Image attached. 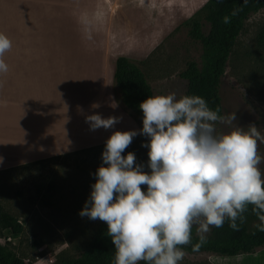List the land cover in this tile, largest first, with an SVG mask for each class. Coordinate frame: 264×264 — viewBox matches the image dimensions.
I'll return each mask as SVG.
<instances>
[{"label": "rangeland", "instance_id": "374dc122", "mask_svg": "<svg viewBox=\"0 0 264 264\" xmlns=\"http://www.w3.org/2000/svg\"><path fill=\"white\" fill-rule=\"evenodd\" d=\"M12 1L0 0L5 4L1 5L0 9V30L8 39L13 38L11 49L5 52L2 59L5 64L34 56L41 59L38 40L18 39L21 34L13 19L15 15ZM29 1L23 0L24 3ZM178 1L183 4L184 9L194 12L179 14L181 19L172 24L161 22L158 32L168 24L170 26L166 27L164 32L161 31L162 34L159 32L150 36L147 55L128 59L142 70L152 87L153 96L173 92L178 98L183 96L186 81L179 77V73L187 61L200 62L201 44L189 37V29L184 22L201 9V1L196 6L194 0ZM155 2L157 1H152ZM109 4L111 2H108ZM198 17L201 19V14ZM51 22L48 17L47 22L43 24L46 31H49ZM54 27V60L50 58V52L44 53L42 59L49 57V60L54 61V123L57 132L55 146H63V142L70 139L71 135H77L73 142L90 144L45 160L0 171V205L4 211L15 217L17 222L22 223L17 224L19 229L14 231L0 229V243L19 258L32 264H63L66 260L77 258L86 250L97 228L105 223L79 215L90 196L91 185L96 183L95 173L102 165L105 142L115 131H139L143 127L142 121L121 104L113 73L109 81L103 80L101 84L103 88L108 89L107 95L99 91L100 83L92 77L91 64L79 61L81 53L77 51L79 59L75 61L66 59L70 61L67 62L63 58L68 57V52L62 48V19L54 18ZM36 29L37 27L34 30ZM263 29L264 8L249 15L229 55L221 79L219 96L222 116L235 113L236 120L232 124L217 122L218 131L227 133L235 126L245 127L246 130L248 125L256 124L264 134V43L259 40ZM206 30L204 28L205 32ZM35 52L39 54L35 55ZM14 55L17 59H8ZM86 67L90 78L85 76ZM95 80L96 84H93ZM13 102L10 101L12 110ZM94 114H100L105 119L118 117L120 122L114 128H99L93 131L86 123V117ZM6 118L0 111V129H3V134L0 131V165L7 164L11 158L14 159L15 151L19 148L14 144L13 137L9 138L10 140L6 138ZM10 120L14 118L10 117ZM148 139L146 136L137 135L132 143L141 157L148 151L147 147L141 146L148 143ZM258 153L264 155V143L258 142ZM142 165L144 172L150 174L146 162L143 161ZM258 167L261 170V178L264 179V162ZM141 188L146 192V185ZM7 235L15 239L12 242H3ZM255 253L260 254L259 258L264 262V246L258 248ZM230 257L233 256L186 253L179 264H212L217 259ZM142 262L144 261L139 264Z\"/></svg>", "mask_w": 264, "mask_h": 264}, {"label": "clouds", "instance_id": "9594fccd", "mask_svg": "<svg viewBox=\"0 0 264 264\" xmlns=\"http://www.w3.org/2000/svg\"><path fill=\"white\" fill-rule=\"evenodd\" d=\"M11 46L0 33V57ZM7 70L0 59V71ZM139 107L142 129L115 131L105 142L96 183L79 213L107 224L113 264H179L194 227L193 251H199L212 227L221 228L227 220L239 231L237 221L244 222L250 205L261 222L257 228L264 231V179L258 167L264 162L258 153L264 134L256 124L218 131L217 122L232 124L235 113L222 116L196 95L149 96ZM119 122L100 114L86 117L93 131ZM137 135L149 138L141 146L149 149L150 174L135 164L134 153L122 156Z\"/></svg>", "mask_w": 264, "mask_h": 264}, {"label": "crops", "instance_id": "0c3cea01", "mask_svg": "<svg viewBox=\"0 0 264 264\" xmlns=\"http://www.w3.org/2000/svg\"><path fill=\"white\" fill-rule=\"evenodd\" d=\"M152 1L30 0L24 3L23 0H13V19L20 30L21 36L18 39L38 40L42 58L44 53L50 52L52 60L55 50L54 18L62 19V48L68 52V57L63 58L75 61L79 59L77 51L81 53L83 56L79 55V61L91 64L92 77L100 83L99 91L109 95L108 89L101 84L103 80L109 81L111 78L114 59L119 56L130 59L147 55L150 36L164 32L170 26L168 24L158 32L161 22L172 24L181 19L179 14L193 11L184 9L178 0ZM200 1L203 6L208 0H194V6ZM108 2L111 4L108 5ZM1 5L5 4L0 2V9ZM48 17L52 22L49 31H46L43 24ZM12 39L9 38L10 41ZM36 54L39 53L35 52ZM42 58L34 56L20 62L9 61L6 63L8 70L0 71V111L7 117L4 133L7 140L13 137L14 144L19 146L15 151V158L8 160L7 164H1L0 171L65 154L90 144L73 142L77 135H71L73 138L70 136V139L63 142V146H55L54 61L49 60V57ZM8 59L17 58L14 55ZM68 60L66 61L70 62ZM84 72L90 78L87 67ZM96 80L93 84H96ZM11 100L14 101L13 110ZM10 117L14 120H10ZM0 131L3 134V129ZM259 257L260 254L256 253L241 254L217 259L212 264H263Z\"/></svg>", "mask_w": 264, "mask_h": 264}, {"label": "trees", "instance_id": "16d2710c", "mask_svg": "<svg viewBox=\"0 0 264 264\" xmlns=\"http://www.w3.org/2000/svg\"><path fill=\"white\" fill-rule=\"evenodd\" d=\"M262 8H264V0H208L197 13L184 22L189 29V37L201 44L202 52L199 63L194 60L187 61L184 69L179 73V77L186 81V90L183 95L204 98L209 108L212 110L219 108V114L222 115L219 88L229 55L249 15ZM199 14L202 16L201 19L198 17ZM225 17L229 18L228 23L224 22ZM204 28L207 29L206 32ZM259 40L264 43V29L259 34ZM113 80L119 92L121 104L137 119L143 121V113L139 105L149 96H153L152 87L143 72L126 57L119 56L113 64ZM134 139L135 137L133 141ZM132 143L125 149L122 156L132 152L136 156L135 164H143L144 161L148 165L149 149L146 155L141 157ZM252 207L248 206V211L244 213L243 223L237 221L239 231H233L229 227V221L226 220L223 227L211 228L207 241L199 251H193V245L198 242L194 227L191 244L182 246L184 252L223 256L255 253L258 248L264 246V231L257 228L261 222L252 211ZM17 224L16 218L4 211L0 205V229L14 231L19 229ZM107 232V224L100 225L86 250L77 258L66 260L63 264H113L115 248ZM0 264L32 263L19 258L0 243Z\"/></svg>", "mask_w": 264, "mask_h": 264}, {"label": "built area", "instance_id": "2783aa9c", "mask_svg": "<svg viewBox=\"0 0 264 264\" xmlns=\"http://www.w3.org/2000/svg\"><path fill=\"white\" fill-rule=\"evenodd\" d=\"M18 224L19 225H22L21 221H18ZM14 239H15L14 237H12L10 235H7V236L4 237L3 242H5V243L12 242ZM33 264H43V263H41V262H34Z\"/></svg>", "mask_w": 264, "mask_h": 264}, {"label": "bare ground", "instance_id": "6f19581e", "mask_svg": "<svg viewBox=\"0 0 264 264\" xmlns=\"http://www.w3.org/2000/svg\"><path fill=\"white\" fill-rule=\"evenodd\" d=\"M81 120V119H80ZM79 124V123H78Z\"/></svg>", "mask_w": 264, "mask_h": 264}]
</instances>
